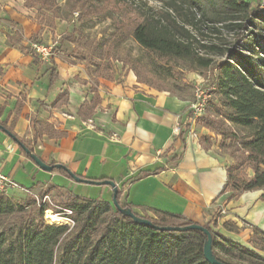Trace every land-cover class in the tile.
I'll use <instances>...</instances> for the list:
<instances>
[{"label": "crops", "instance_id": "crops-1", "mask_svg": "<svg viewBox=\"0 0 264 264\" xmlns=\"http://www.w3.org/2000/svg\"><path fill=\"white\" fill-rule=\"evenodd\" d=\"M36 14L25 0H0V122L45 163H61L82 178L114 181L121 202L136 214L156 218L168 212L210 223L264 256V248L250 240L256 228L264 231V188L227 199L224 163L203 142L205 134H214L189 118L191 99L154 90L130 71H98L92 79L82 64L57 52L49 61L34 60L33 43L55 41L68 31L65 19L54 18L51 27ZM0 170L27 191L63 188L75 194L81 186L40 169L2 129ZM105 186L100 192L112 197ZM80 189L79 196L88 190ZM219 208L224 214L213 227Z\"/></svg>", "mask_w": 264, "mask_h": 264}, {"label": "trees", "instance_id": "trees-1", "mask_svg": "<svg viewBox=\"0 0 264 264\" xmlns=\"http://www.w3.org/2000/svg\"><path fill=\"white\" fill-rule=\"evenodd\" d=\"M158 1L161 4L159 10L140 11L141 19L132 26L131 36L164 63L182 60L191 68L212 69L213 76L217 77L213 85L217 84L227 110L223 111V118L200 117L196 122L219 135L221 141L229 139L237 145L236 160L224 165L227 179L222 191H228L227 199H230L246 191L264 188L262 51H259L254 39L248 40L252 52L244 53L241 47L228 48L213 41L205 42L199 37L205 31L221 34L223 28H229L237 31V36L242 38L248 26L264 28V8L260 7V2L253 5L249 0ZM25 4L37 10L39 21L48 19L46 21L51 27L54 18L60 17L58 0H25ZM65 8L70 13L78 11L81 18L114 17L112 11L97 0H66ZM76 32L77 29L72 28L55 39V50L65 42L73 41ZM250 32L252 34L253 31ZM209 54L224 57L214 61ZM33 56L36 60L37 56ZM53 78L52 71L51 80ZM227 122H230L229 125ZM0 124L24 144V140L13 133L10 126L2 122ZM236 128L248 130L239 133ZM182 132L179 130V135ZM18 148L33 162L19 144ZM243 165L249 168L250 173L241 176ZM156 170H143L137 176H145ZM51 172H59L71 179L61 168ZM121 194L118 189V203L122 207H129L121 202ZM70 196L72 199L67 208L76 215L74 227L70 230L66 225L46 223L42 219L45 206L36 204L20 213L17 210L22 209L21 205L16 208L10 199H6L7 205H3L0 196V264H53L56 249L61 245L62 251L66 252L65 257H62L65 264H209L203 255L206 236L200 230H156L135 224L114 207L112 200L88 199L76 194ZM15 211L18 212L17 218L3 226V216ZM138 216L160 226L192 223L168 212L159 213L156 218ZM176 219L179 222H174ZM165 220L169 222L166 224L163 222ZM203 226L211 233L212 252L217 259L226 264L238 263L221 256L246 260L250 264H264V256L253 248L225 237L215 231L210 223ZM93 231H99V234L92 242L89 234ZM259 232L264 236V231Z\"/></svg>", "mask_w": 264, "mask_h": 264}, {"label": "rangeland", "instance_id": "rangeland-1", "mask_svg": "<svg viewBox=\"0 0 264 264\" xmlns=\"http://www.w3.org/2000/svg\"><path fill=\"white\" fill-rule=\"evenodd\" d=\"M97 1L110 9L114 17L92 16L89 18H81L78 15V11L73 13L67 11L65 8L66 0H58V15L66 20L68 30H71L72 28L77 29L75 39L73 41L65 42L56 50L59 57H62L71 63L82 64L84 70H86L89 76L91 75V78H95L94 76H96L98 71L99 73H109L110 70H121L122 73L130 71L140 82L145 83L154 90H164L178 95H187L190 99H192L193 96L194 83L197 81H202L208 85L214 83V80L217 77L213 76L212 69L191 68L187 62L182 60L164 63V61L146 51L133 39L130 34L131 28L134 23L141 19L140 11L151 9L155 12L159 10L161 4L158 0ZM249 1L253 5L260 2V0ZM250 31H253L252 34ZM221 32V34H216L205 31L203 35L199 34V37L205 42L213 41L228 48L241 47L240 49H242L244 53L252 52L248 40L254 39L259 51H262L260 57L264 58V28H253L252 26H248L247 31L242 38L237 36V31L230 30L229 28H223ZM254 33L256 34L254 35ZM209 57L214 61H218L223 59L224 56L209 54ZM224 110H227V108L223 105L222 97L216 84L202 118L219 119L222 117ZM229 123L230 122H227V125H229ZM197 124L199 126L197 128L202 126L200 123ZM247 130V128H236V131L239 133ZM209 131L211 130L209 129ZM213 134L214 136L205 134L203 137L205 145L212 148L224 165L226 163L231 164L234 162L238 155V152L235 150L237 145L229 139L223 142L220 140L219 135H215L214 132ZM240 173L241 176L249 174V168L246 165H243ZM75 183L76 185H81L74 189L76 195L81 192L80 188L84 186L87 187L88 190L84 195H81L82 197L95 200H112L110 195L106 196L100 192L103 187H107L105 185ZM43 195L49 196L51 202L49 205L53 207L54 211L59 210L58 207H68L67 205L72 199V196H70L71 193L63 188L53 192L50 188L33 191H26L22 188H18L10 189L7 192H0V196H2V204L7 205L6 199H10L16 208L20 205L22 206L21 210H17L20 213L36 205V198L43 197ZM216 210L217 212H214V218L211 219V225L213 227L217 226L218 218L224 214L225 209L219 208ZM18 212L11 214L8 213L6 216H3L2 225L4 226L6 222L15 220ZM73 217L76 219L74 213ZM42 219L44 220L43 215ZM163 222L167 224L169 220ZM174 222H179V220L176 219ZM231 228L233 227L231 226ZM253 231L256 232H254L250 240L256 243V246L264 248L263 234L260 233V230H257V228ZM257 231L260 234H258ZM98 234L99 231H93L89 234V238L92 242L97 239ZM62 247L63 245L56 249L53 264H65V259L62 257H65L66 252L62 251ZM221 257L233 263L250 264L249 261L246 260L227 258L225 256Z\"/></svg>", "mask_w": 264, "mask_h": 264}, {"label": "built area", "instance_id": "built-area-1", "mask_svg": "<svg viewBox=\"0 0 264 264\" xmlns=\"http://www.w3.org/2000/svg\"><path fill=\"white\" fill-rule=\"evenodd\" d=\"M260 7L264 8V0H260ZM55 43L56 41L49 43H33V53L40 59L49 61L56 54ZM214 88L215 86L213 84L208 85L202 81H197L194 83L193 96L188 105V114L192 121H195L204 115ZM18 188L21 187L11 177L0 170V192H7L10 189ZM49 203L51 202L48 195H43L41 198H36L37 205L45 206V209L43 210V217L46 223L66 225L69 230L72 229L75 224L72 210L67 207H58L59 210L54 211L53 207L50 206ZM47 211H50L51 214H53L55 221L52 220L51 216L48 217Z\"/></svg>", "mask_w": 264, "mask_h": 264}, {"label": "water", "instance_id": "water-1", "mask_svg": "<svg viewBox=\"0 0 264 264\" xmlns=\"http://www.w3.org/2000/svg\"><path fill=\"white\" fill-rule=\"evenodd\" d=\"M0 129H2L7 135H9L10 137H12L13 139L16 140V138L13 136V134L11 132H9L7 129L3 128L1 125H0ZM17 143L21 146V148L25 151V153L33 160V162L43 171L51 172L55 168H61V169L65 170L68 173V175L71 177V179H73L76 182H82V183H87V184H96V185H102V184L109 185L112 188V203H113L114 207L122 215L130 217L135 224L146 225V226H149L150 228H153L156 230H162V231H185V230H189V229H197V230L202 231L206 236L204 243H203V255H204V258L206 259V261L209 264H226V263L222 262L221 260L217 259L216 256L213 254L212 244H211V233L203 225L198 224V223H191V224L184 225V226H160V225H156L151 220L136 215L131 210L130 207H122L118 203V201L116 199L118 188H117L116 184L114 183V181H112L110 179L92 180V179H86V178L79 177L78 175L71 172L65 165H63L61 163H45L33 151H31L27 146H25L23 143H21L20 141H17Z\"/></svg>", "mask_w": 264, "mask_h": 264}, {"label": "bare ground", "instance_id": "bare-ground-1", "mask_svg": "<svg viewBox=\"0 0 264 264\" xmlns=\"http://www.w3.org/2000/svg\"><path fill=\"white\" fill-rule=\"evenodd\" d=\"M47 215H48V217H52V220L53 221H55V217L53 216V214H51V212L50 211H47Z\"/></svg>", "mask_w": 264, "mask_h": 264}]
</instances>
